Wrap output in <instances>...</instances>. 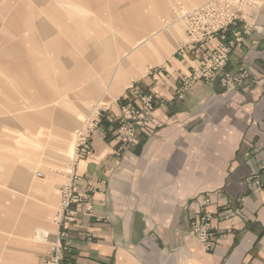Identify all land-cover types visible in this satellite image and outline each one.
<instances>
[{
	"label": "crops",
	"instance_id": "1",
	"mask_svg": "<svg viewBox=\"0 0 264 264\" xmlns=\"http://www.w3.org/2000/svg\"><path fill=\"white\" fill-rule=\"evenodd\" d=\"M67 1L0 6L10 9L0 14V264H23L24 251L35 253L36 245L22 240L33 229L53 238L52 213L49 219L43 206L17 220L23 195L58 204L69 179L75 113L97 100L105 111L92 153L75 166V191L91 195V208L72 204L63 264H264V0H250L231 28L249 30L224 68L244 69L250 87L230 90L219 77L200 79L181 97L177 89L198 59L192 51L176 53L184 40L175 45L177 17L170 10L209 0ZM56 23L61 33L52 31ZM49 36L62 37V63H40L39 49L50 43H39ZM221 39L216 35L209 47ZM70 41L78 42L77 60ZM140 95L153 97L151 120L134 144L120 148V107L139 105ZM34 169L42 175L31 180ZM205 193L218 238L212 250L188 225ZM7 228L16 231L9 243ZM42 234L44 251L32 264L48 250Z\"/></svg>",
	"mask_w": 264,
	"mask_h": 264
},
{
	"label": "built area",
	"instance_id": "2",
	"mask_svg": "<svg viewBox=\"0 0 264 264\" xmlns=\"http://www.w3.org/2000/svg\"><path fill=\"white\" fill-rule=\"evenodd\" d=\"M248 4L250 0H209L205 4L180 11L176 20L182 23L186 40L178 44L176 53L186 56L192 51L198 59V66L191 75L183 77L177 89L179 97L200 79L212 81L219 77L222 87L230 90L250 87L244 69L241 68L237 74H229L224 70L229 53L242 41L243 33L249 30L247 26H243L241 30L231 31ZM216 35L222 36L221 41L217 46L209 47L208 42ZM139 102V105L126 104L120 107L115 129V138L120 148L134 144L151 120V112L155 107L153 97L140 95ZM103 111L105 109L100 101L94 103L74 131L69 179L59 190V202L51 218L56 229L50 240L47 239L48 232L42 234L43 239L48 243L43 264H63L64 254L69 246L66 240V224L75 219L72 204L82 205L87 213L90 211L91 195L88 192L80 194L75 191V166L78 160L92 153L91 138L100 127ZM37 175L41 174L37 173ZM254 177L256 178V175ZM209 203L210 198L207 195L200 197L198 208L189 218L188 225L189 231L205 248L212 250L217 236L209 223L211 213L206 210Z\"/></svg>",
	"mask_w": 264,
	"mask_h": 264
},
{
	"label": "rangeland",
	"instance_id": "3",
	"mask_svg": "<svg viewBox=\"0 0 264 264\" xmlns=\"http://www.w3.org/2000/svg\"><path fill=\"white\" fill-rule=\"evenodd\" d=\"M4 0H0V6H1V3L3 2ZM68 2L67 0H53V3L55 4V6H59V3L60 2ZM63 5V4H62ZM71 5H75V4H71ZM11 6V5H10ZM76 7H78V5H75ZM138 8H136V10H137ZM186 11V10H188V8L186 9L185 7H183L181 4H178V3H176V5H174L173 6V8L170 10V13L172 12V14L173 15H175V18L180 14V11ZM23 11H25V9H23ZM140 9H138V12L140 13ZM9 13H10V9L9 8H6L5 7V9H1L0 8V14H7V15H9ZM28 14H30V11H28ZM27 15V14H26ZM167 20V19H166ZM168 20H170V19H168ZM174 23H177L176 24V31L172 34V36L174 37V41L176 42L175 43V45L179 42V41H181V40H185V36H184V29H183V26H182V23L181 22H179L178 20H174ZM164 24H165V19L162 21V23L160 22V27H159V29H163L164 30ZM77 24H72V26L73 27H75ZM52 27V31L53 32H55V33H57V32H59V33H61L62 32V27L63 26H61L60 24H55V25H52L51 26ZM139 26L138 25H136V30H137V28H138ZM139 30H137L136 32H138ZM61 36V35H60ZM61 38L62 37H59L58 39H56L55 41L53 40V41H51V39H50V36L48 37V42H46V41H44V40H40V45H45V44H48V43H50L47 47H46V49H44V47H41L40 49H39V57H40V63H43V62H48V61H53L55 64H59V63H62L63 62V54H64V52H63V41L61 40ZM68 43V42H67ZM70 44H71V56L72 57H74V59L75 60H77V56H78V42L77 41H70ZM122 44H124V42H119V47H120V53L122 52V47H121V45ZM54 45L55 46H57L55 49H54ZM159 45H161L160 43H159ZM174 48H175V46H174ZM72 60H73V58H72ZM43 61V62H42ZM122 60L120 61V63H119V65L121 66V64H122ZM72 63V62H71ZM120 68V67H119ZM119 72V71H118ZM61 75V74H60ZM62 76V75H61ZM224 88V87H223ZM226 89V88H225ZM96 102H99V100H97ZM96 102H94V103H96ZM93 103V104H94ZM92 104V105H93ZM58 105V104H57ZM57 105H55V106H57ZM59 105H60V107H61V105H62V103L60 102L59 103ZM92 105H90V104H88V105H86V111L84 112V113H81V112H76L75 114H76V127L77 126H79V124H80V121L83 119V117L91 110V108H92ZM43 105H41L40 106V108H43V107H46V105H44L43 107H42ZM58 107V106H57ZM72 108H73V106H72ZM73 148H74V146H73V144H72V134H71V137H70V149H69V152H68V154H70L71 155V157H72V155H73ZM71 161V160H70ZM70 168V167H69ZM69 171V169L67 170V172ZM37 173H40L41 175H42V173L40 172V170H37V169H34V170H32V175H31V180H35L36 178H37ZM256 174H253V176H250L249 178H251V179H249V180H255L254 178V176H255ZM256 177H257V175H256ZM8 192H10V191H8ZM27 194L26 195H23V200H22V206H21V208H20V212H18V217H17V220H21L20 218L22 217V220L24 221V217H25V215L26 214H30L31 215V217H33V214H32V211L34 210V209H36V207H38L39 205H41V206H43L44 208H46V210L48 211V218L50 219V215H51V213H52V215L54 214V212H55V209H56V207H57V202H55V203H51L50 202V200L47 198V199H45L42 203H39L38 202V200H35V199H33V197L30 195V194H28V192H26ZM203 195H207L208 196V194L207 193H205V194H203ZM202 195V196H203ZM209 197V196H208ZM59 199V198H58ZM59 202V201H58ZM7 203L9 204V205H12V204H14V200H8L7 201ZM210 204V203H209ZM52 218V217H51ZM8 219V224H14V221H13V219L12 218H7ZM48 219V220H49ZM52 220V219H51ZM209 223H210V220H209ZM213 228V227H212ZM38 230H42L39 234H38V237H37V231ZM213 230H214V228H213ZM215 231V230H214ZM44 233V232H48V230L47 229H45V228H36L35 230L33 229V230H31L30 232H29V235H30V238H27L26 239V237L25 238H23L22 240L24 241V242H28V243H33L34 245H36V247H37V249H36V251H35V253H31V251H24V253H23V264H32V262L33 261H35L36 260V254H37V252L39 251V252H43L44 251V249H42V248H44L43 246V240H42V238H41V233ZM16 234V231L14 230V229H11V228H7V233L5 234V236H6V242L7 243H9L12 239H14L15 238V235ZM25 236V235H24ZM218 239V238H217ZM41 248V249H40ZM45 256V255H44ZM41 264H43V260H42V263Z\"/></svg>",
	"mask_w": 264,
	"mask_h": 264
},
{
	"label": "bare ground",
	"instance_id": "4",
	"mask_svg": "<svg viewBox=\"0 0 264 264\" xmlns=\"http://www.w3.org/2000/svg\"><path fill=\"white\" fill-rule=\"evenodd\" d=\"M120 61H121V58L119 59V61H117L118 63H120ZM117 64V63H116ZM116 70V69H115ZM42 230H38L37 231V237H38V234L41 232Z\"/></svg>",
	"mask_w": 264,
	"mask_h": 264
}]
</instances>
